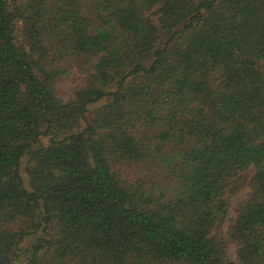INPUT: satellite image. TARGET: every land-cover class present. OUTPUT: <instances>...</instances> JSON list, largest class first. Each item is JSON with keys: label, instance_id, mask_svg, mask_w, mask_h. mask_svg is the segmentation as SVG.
I'll use <instances>...</instances> for the list:
<instances>
[{"label": "trees", "instance_id": "trees-1", "mask_svg": "<svg viewBox=\"0 0 264 264\" xmlns=\"http://www.w3.org/2000/svg\"><path fill=\"white\" fill-rule=\"evenodd\" d=\"M21 260L264 264V0H0V264Z\"/></svg>", "mask_w": 264, "mask_h": 264}, {"label": "rangeland", "instance_id": "rangeland-1", "mask_svg": "<svg viewBox=\"0 0 264 264\" xmlns=\"http://www.w3.org/2000/svg\"><path fill=\"white\" fill-rule=\"evenodd\" d=\"M84 78L85 74L76 69H72L68 72V74L61 76V78L57 81L56 88L64 100H69L73 97L75 91L82 86ZM250 176V172L243 174L236 183L237 189L226 195L228 200V218H232L234 216L236 205L242 201L248 193L246 185ZM227 225V222H225V224H223L219 229V233L221 235H224ZM228 256L231 262L236 263L235 248L233 245H230L228 248ZM19 264H24V262L21 260Z\"/></svg>", "mask_w": 264, "mask_h": 264}]
</instances>
